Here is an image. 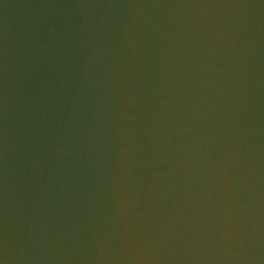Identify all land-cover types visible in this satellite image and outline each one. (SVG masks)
<instances>
[{"label": "water", "instance_id": "1", "mask_svg": "<svg viewBox=\"0 0 264 264\" xmlns=\"http://www.w3.org/2000/svg\"><path fill=\"white\" fill-rule=\"evenodd\" d=\"M0 264H3L1 254H0Z\"/></svg>", "mask_w": 264, "mask_h": 264}]
</instances>
